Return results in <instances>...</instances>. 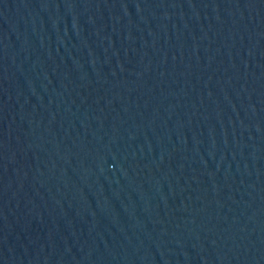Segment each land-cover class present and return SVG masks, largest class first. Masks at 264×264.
<instances>
[{"label":"water","instance_id":"1","mask_svg":"<svg viewBox=\"0 0 264 264\" xmlns=\"http://www.w3.org/2000/svg\"><path fill=\"white\" fill-rule=\"evenodd\" d=\"M0 264H264V0H0Z\"/></svg>","mask_w":264,"mask_h":264}]
</instances>
